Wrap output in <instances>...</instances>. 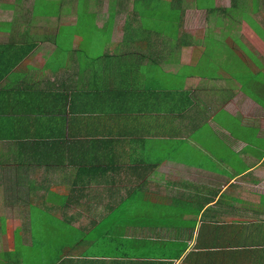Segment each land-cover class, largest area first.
<instances>
[{
    "label": "crops",
    "instance_id": "crops-1",
    "mask_svg": "<svg viewBox=\"0 0 264 264\" xmlns=\"http://www.w3.org/2000/svg\"><path fill=\"white\" fill-rule=\"evenodd\" d=\"M0 0V264H264V0Z\"/></svg>",
    "mask_w": 264,
    "mask_h": 264
},
{
    "label": "rangeland",
    "instance_id": "rangeland-1",
    "mask_svg": "<svg viewBox=\"0 0 264 264\" xmlns=\"http://www.w3.org/2000/svg\"><path fill=\"white\" fill-rule=\"evenodd\" d=\"M160 1L162 2V4L164 5L165 8L170 4L169 0H160ZM1 210H5V208L0 203V212H1Z\"/></svg>",
    "mask_w": 264,
    "mask_h": 264
}]
</instances>
